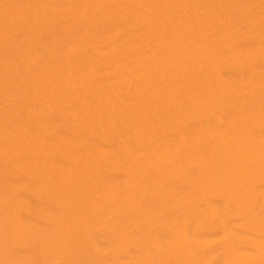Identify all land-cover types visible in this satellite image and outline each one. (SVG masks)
Here are the masks:
<instances>
[{"label": "bare ground", "instance_id": "bare-ground-1", "mask_svg": "<svg viewBox=\"0 0 264 264\" xmlns=\"http://www.w3.org/2000/svg\"><path fill=\"white\" fill-rule=\"evenodd\" d=\"M0 264H264V0H0Z\"/></svg>", "mask_w": 264, "mask_h": 264}]
</instances>
